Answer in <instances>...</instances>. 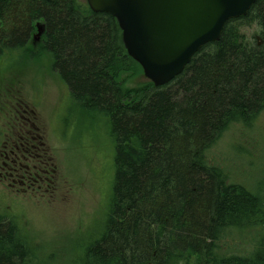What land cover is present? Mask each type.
Returning <instances> with one entry per match:
<instances>
[{
    "label": "trees",
    "instance_id": "trees-1",
    "mask_svg": "<svg viewBox=\"0 0 264 264\" xmlns=\"http://www.w3.org/2000/svg\"><path fill=\"white\" fill-rule=\"evenodd\" d=\"M38 22V55L68 86L67 114L104 117L115 149L106 215L77 263L264 264V237L249 253L222 246L262 225V186L230 180L208 158L228 130L252 127L264 113V0L161 87L137 82L143 71L117 20L79 0H0V58L27 52ZM252 26L258 34L248 39L242 29ZM48 257L0 214V264H52Z\"/></svg>",
    "mask_w": 264,
    "mask_h": 264
},
{
    "label": "rangeland",
    "instance_id": "rangeland-1",
    "mask_svg": "<svg viewBox=\"0 0 264 264\" xmlns=\"http://www.w3.org/2000/svg\"><path fill=\"white\" fill-rule=\"evenodd\" d=\"M44 29L36 24L27 52L13 50L0 58V150H10L27 133L31 146L36 145L35 159H25L22 152L17 160L11 153L2 170L0 214L14 219L52 264H78L83 242L106 215L115 149L104 117L81 111L68 116V86L52 70L50 58L38 55ZM242 32L252 39L258 29ZM137 79L147 80L144 75ZM208 158L230 180L264 191V113L252 127L228 130ZM26 171L34 178L21 184ZM263 237L264 222L225 240L223 251L249 253Z\"/></svg>",
    "mask_w": 264,
    "mask_h": 264
},
{
    "label": "water",
    "instance_id": "water-1",
    "mask_svg": "<svg viewBox=\"0 0 264 264\" xmlns=\"http://www.w3.org/2000/svg\"><path fill=\"white\" fill-rule=\"evenodd\" d=\"M257 0H86L114 17L128 55L156 87L181 75L226 23L248 15Z\"/></svg>",
    "mask_w": 264,
    "mask_h": 264
},
{
    "label": "flooded vegetation",
    "instance_id": "flooded-vegetation-1",
    "mask_svg": "<svg viewBox=\"0 0 264 264\" xmlns=\"http://www.w3.org/2000/svg\"><path fill=\"white\" fill-rule=\"evenodd\" d=\"M22 142H16L13 143L12 148H10V150H3L1 152L0 150V175L2 174V170L4 169V167L9 166V162H10V156L11 153L13 155H15V157H17V160H21L19 153L24 155L25 159H30L33 160L35 159V155H34V147H36V145H33L34 147L31 146L30 144V138L31 137V133H27L22 135ZM11 142V141H10ZM11 143V145H12ZM10 144V143H9ZM8 148V146H7ZM10 151V152H9ZM17 163V161H15ZM30 167V166H29ZM14 170V172H17L19 170V167H13L12 168ZM8 178V176L6 177ZM34 177H31V174L26 171V174H24V179H21V184H27L30 183V180L33 179Z\"/></svg>",
    "mask_w": 264,
    "mask_h": 264
}]
</instances>
